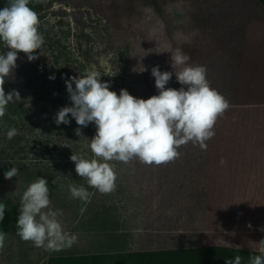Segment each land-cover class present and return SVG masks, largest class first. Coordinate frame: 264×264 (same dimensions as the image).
Listing matches in <instances>:
<instances>
[{"label": "rangeland", "instance_id": "rangeland-1", "mask_svg": "<svg viewBox=\"0 0 264 264\" xmlns=\"http://www.w3.org/2000/svg\"><path fill=\"white\" fill-rule=\"evenodd\" d=\"M237 4V0H29V7L38 14L44 44L33 53L37 58L32 61L19 52L17 66L3 85L6 94L18 91L20 100L10 102L0 118V203L5 205L0 233H6L4 247L0 249V264H46L50 257L61 253L37 248L31 241L25 242L16 235L21 197L38 178L47 180L50 208L62 212L58 219L64 230L70 229L78 217V230L87 246L85 251H105L109 260L114 258L110 256L111 248H96V245L105 238H114L108 231L112 227L110 217L117 216L114 208L108 205L122 200L126 169L121 162H110L115 167L117 179L116 189L109 194L89 187L76 173L70 156L83 153L85 158H93L86 139L93 138L96 126L94 123L78 126L71 114L69 124L55 123L57 112L62 107L72 106L65 81L73 76L79 78L86 70H95L100 73L101 82L109 83V90L117 95L125 89L134 97L148 99L158 95L151 74L153 67L173 73L166 88L179 90L182 87L172 66V54L179 50L190 56L189 64L205 66L210 86L227 95L228 71H223L221 63L223 59L224 64L228 63L230 56L222 54L220 34L223 24L225 29L237 32L228 23L231 20L228 13L237 10ZM245 10V18L251 22L252 11L247 7ZM248 31L247 27L243 30ZM7 51L0 42V54ZM235 57L238 55L232 54L230 58ZM232 86L230 90L234 93ZM241 95L244 100L245 94ZM219 126L220 118L215 128L219 130ZM13 127L19 134L9 140L7 131ZM78 127L83 137L75 134ZM178 151L180 157L165 164L166 172H160L159 177L154 173L156 170L149 172L152 168L140 167L144 172L135 175V181L141 184L139 190L155 191L157 188H151V184L159 181L161 190L165 186L168 202L173 193V171L178 164L184 169L196 159L205 158L199 145L191 142ZM213 155L214 159L225 161L221 166L215 162V179L218 177V181L219 178L222 181L229 170L235 168L237 171L240 165H245V160L253 158V146H213ZM13 167L19 169L17 176L5 179L4 173ZM239 169L238 175L242 176L244 168ZM245 170L244 177L249 182L250 167ZM236 179H230L231 185ZM239 180L244 179L239 177ZM247 182L242 194L255 188ZM70 184L85 187L91 193L89 201L71 198ZM234 191L237 188L231 186L230 194ZM214 194L216 197V189ZM252 197H246L247 204L253 203ZM262 199L264 203V197ZM63 261L79 264L74 259Z\"/></svg>", "mask_w": 264, "mask_h": 264}, {"label": "clouds", "instance_id": "clouds-1", "mask_svg": "<svg viewBox=\"0 0 264 264\" xmlns=\"http://www.w3.org/2000/svg\"><path fill=\"white\" fill-rule=\"evenodd\" d=\"M28 5L29 0H8V5L0 9V42L8 49L0 54V118L10 102L20 100L18 91L6 94L3 87L5 78L17 66L18 53L26 54L29 61L35 60L33 53L44 44L38 14ZM190 59L179 50L172 54V66L182 85L179 90L166 88L172 72L153 67L151 74L158 95L148 99L134 97L125 89L117 95L109 90V83L101 82V75L95 70H86L79 78L73 76L65 81L72 106L62 107L55 123L69 124L71 114L78 126L87 127L90 123L96 126L93 138L86 139L93 158H85L83 153L70 156L76 173L89 187L101 194L116 189L117 173L112 161L127 164L135 159L160 166L177 160L181 155L178 149L190 142L207 150L206 142L214 137L215 124L230 103L210 86L206 67L189 64ZM81 127L75 134L83 137ZM18 134V129L13 127L7 131V138L11 140ZM220 163L223 165L225 161L222 159ZM18 171L16 167L6 171L5 179L16 177ZM69 192L71 198L83 202H88L91 196L83 186L70 184ZM50 204L47 180L38 178L30 183L20 200L16 235L46 251L69 249L77 243V236L64 230L58 219L62 212L52 210ZM4 212L5 205L0 203V221ZM5 236L6 233H0V249L4 247ZM226 264H241V257L227 260ZM250 264H264V254L251 257Z\"/></svg>", "mask_w": 264, "mask_h": 264}, {"label": "crops", "instance_id": "crops-1", "mask_svg": "<svg viewBox=\"0 0 264 264\" xmlns=\"http://www.w3.org/2000/svg\"><path fill=\"white\" fill-rule=\"evenodd\" d=\"M237 3L238 9L228 13L231 18L228 23L237 32L225 29L223 24L220 34L222 54L238 55V58L228 57V63L224 64L225 59L221 63L223 71H228V94L223 96L230 107L220 117L219 130L214 127L219 132L207 141L210 147L207 145V150H203L205 158L196 159L188 168L178 164L174 169L173 193L168 202L165 186L161 190L159 181L151 184V188H157L155 191L145 193L135 181V175L144 172L143 166L152 168L149 172L156 170L154 173L159 177L166 172L165 165H140L135 159L123 163L125 194L122 200L108 205L117 216L110 217L112 227L108 231L114 238H105L96 245V248H111L110 256L114 257L111 264H121L136 254L212 247L264 253V8L257 0H237ZM246 7L252 11L251 22L245 18ZM246 27L248 34L243 32ZM231 86L236 94L231 93ZM242 92L246 96L244 100H241ZM213 146H253V158L245 160V165H240L237 171L229 170L218 181L215 162L221 164L214 159ZM241 167L242 176L238 175ZM246 167H250L249 182L244 177ZM235 177L231 185L230 179ZM246 182L255 188L242 194ZM231 186L237 188L233 194H230ZM250 196L254 201L247 204L245 199ZM79 223L77 217L66 231L77 236V243L49 259H74L80 263L82 258L109 256L105 251H85L87 246L78 230Z\"/></svg>", "mask_w": 264, "mask_h": 264}, {"label": "trees", "instance_id": "trees-1", "mask_svg": "<svg viewBox=\"0 0 264 264\" xmlns=\"http://www.w3.org/2000/svg\"><path fill=\"white\" fill-rule=\"evenodd\" d=\"M264 8V0H257ZM8 5V0H0V9ZM29 6V5H28ZM264 253L234 250L227 248H205L192 250L165 251L161 253L136 254L121 264H226L227 260L241 257V264H250V258ZM46 264H67L51 258ZM75 264V263H73ZM78 264V263H76ZM79 264H111L107 257L82 258Z\"/></svg>", "mask_w": 264, "mask_h": 264}]
</instances>
